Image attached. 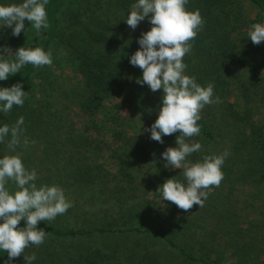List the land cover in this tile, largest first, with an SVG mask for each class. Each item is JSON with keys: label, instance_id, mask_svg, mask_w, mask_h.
<instances>
[{"label": "trees", "instance_id": "obj_1", "mask_svg": "<svg viewBox=\"0 0 264 264\" xmlns=\"http://www.w3.org/2000/svg\"><path fill=\"white\" fill-rule=\"evenodd\" d=\"M21 2L0 0L2 4ZM59 5L58 0H49L46 9L50 27L42 30V34H37L27 19L25 32L22 31L19 36H13L11 28L0 30V47L10 48L6 50L3 59L14 60L15 51L24 46L41 47L49 51L50 43L57 35L54 14L59 10ZM123 8L128 9L127 14L130 12L128 5L124 4ZM189 9L190 12L198 10L204 24L196 38L189 41L192 48L188 55L194 63L190 64L187 55L184 56L183 62L187 65L185 74L195 77L203 87L212 84L213 99L218 98L219 102L206 105L201 110V119L197 122L201 128L200 135L186 142H199L202 148L187 157V160L201 161L210 151L218 152L220 139L224 141L227 137L229 155L222 166L223 175L231 186L235 181L243 187L248 186L252 197L246 199L248 203L244 206L237 207L236 203L240 199H236V196L230 200L229 195L234 191L230 187L222 199L216 200L213 197L211 201L206 200L201 208L194 204L191 209H181L178 213L173 208L165 216L164 222L163 216L153 211V214L157 213V220L163 225L161 227L150 224L147 203L135 195L129 196L131 202L127 198L124 201V197L111 196L114 207L109 211L95 210L90 217L80 218L77 213L66 212L72 215L76 225H79L77 227L63 225L62 219L65 216L57 224V217L52 221H41L37 227L59 239L88 236L122 241L141 238L158 241L164 249L156 252L142 246L130 249L129 252L112 249L108 252L110 259L105 263L103 257L100 258V254L96 253L94 257H83L79 264H264V90L261 89L264 80V42L256 45L246 37L252 25L264 24V0H190ZM121 25V32L111 34L109 39L105 37L110 30L107 29L89 34V39H84L83 46L78 48L69 44L71 52L77 55L78 74L83 79L80 86H77L80 96L77 118L84 120L75 140L78 150H81L80 157L91 152L100 155L98 151L102 150L103 141L97 138L96 133L107 126H112L114 138L120 133L116 128L122 123L117 115H106L99 120L95 117L102 111L110 92L113 96L120 94L126 98L135 97L134 100L129 99L128 108L131 109L132 124L136 128L141 127L143 131L144 142L151 143L156 149H163L164 143L177 146L176 136L180 134L179 131L162 136L163 143L150 139V133L144 131L157 119L163 90L152 92L146 84L141 86L136 83V78L142 76V69L135 71L129 63L136 49L130 45L128 25L123 21ZM150 28L147 20L145 32ZM104 43L116 47L110 52L104 49L92 50L95 49L93 44ZM40 69L31 64L25 65L19 73L0 81V87H11L19 82L24 91L33 90L36 87L33 81L41 73ZM228 70L234 73V87L225 76ZM259 85L260 89L257 88ZM38 88L40 90L42 87ZM41 108V101L26 92L22 107L14 106L5 115L0 113V125L11 127L23 117V128L37 131L43 124L52 122L50 117L48 123L44 120ZM217 116L220 118L218 123ZM58 117L61 120L63 115ZM36 131L35 137L38 135ZM7 139L11 137H6L5 141ZM78 168L75 177L80 186L92 182L91 177L102 178L90 174L89 166L79 165ZM126 169V162L121 160L117 173L122 187L134 181ZM100 170L97 167V171ZM180 171L175 179L183 181V173ZM23 226L22 220L18 227ZM7 260V252H0V264H5ZM11 264L18 263L13 259Z\"/></svg>", "mask_w": 264, "mask_h": 264}, {"label": "rangeland", "instance_id": "obj_2", "mask_svg": "<svg viewBox=\"0 0 264 264\" xmlns=\"http://www.w3.org/2000/svg\"><path fill=\"white\" fill-rule=\"evenodd\" d=\"M58 1L60 2L59 10L54 14L57 35L52 39L49 46L53 63L50 66L41 67V73L33 81L36 83V91L33 92L35 88L26 91L41 101L44 120L48 123L50 117L52 122L43 124L37 131L35 130L38 134L37 137H35L33 128H24L20 138L21 144L17 146L15 152L8 148V143L5 146V142L10 139L0 143V158L5 155L18 154L26 169L37 171L36 184L38 187L46 184L58 185L63 188L66 198L73 205L69 208L70 211L67 210V213H77L80 218L83 216L90 217V214L92 216L95 210H111L115 205L111 196L124 197V201L127 198L131 202L129 196L135 195L139 200L147 203L146 210L150 212V224L161 227L163 225L159 224L157 213L153 214V211L160 213L164 222L165 216L173 208H176L177 213L181 212V209L170 201H161L156 191L158 186L167 179L178 176L181 169H169L164 166L166 161L161 158V153L172 146L164 143L163 149L154 148L151 143L143 141V131L132 124L133 117L130 113L131 109L128 108V101L129 99L130 101L134 100L135 97L126 98L120 94L113 96L111 92L107 95L108 98L102 106V111L95 116L96 120L106 115H117L121 118L122 125L120 124L119 128H116L120 132L116 138L112 136V126L111 128L107 126L96 133L97 138L103 141V148L98 151L100 155L97 152H91L80 157L79 151L81 150H78V146L75 144L76 135L82 129V122L84 121L77 118V103L80 99L77 86H80L79 84L83 79L78 74L77 55L75 52H71L69 44L78 48L80 45L83 46L82 41L84 39H89V34L107 29H110L105 35L108 39L111 34L121 32V22L126 18L128 12V9L123 8V5H128L129 10H131V5L136 3V0ZM189 3L190 0L185 7L190 12ZM123 22L127 25L126 21ZM146 22L147 18L134 30L126 26L129 30L130 45L136 49L135 51L139 48L137 40L145 32ZM125 34L124 32V37H126ZM108 42L110 43L109 40ZM106 43L103 45L93 44L95 49L92 50L101 51L104 49L103 51L110 52L116 47L115 45H105ZM186 55L189 58V55ZM189 63L193 64L194 61L189 58ZM133 70L138 71L139 67H133ZM225 76L234 87L236 84L234 73H230L228 70L225 72ZM38 87L42 88L39 90ZM257 88L260 89V85ZM261 89L264 90V80ZM112 92L115 93V91ZM58 115H63V118L60 120ZM219 120L220 118L217 116L216 123ZM211 122L215 126L213 120ZM59 126L61 127L58 128ZM224 137L226 136L224 135ZM226 138L224 141L220 139L218 152L212 150L208 155H221L225 150L228 151V139ZM121 160L126 162V172L134 179L129 184H124L123 187L118 181L117 173ZM79 165L89 166L91 168L90 174L93 176L100 175L102 178L91 177L92 182L80 186L75 177ZM97 167H100V172L97 171ZM226 179L224 176L218 187L212 186L206 189L209 193L207 201H211L213 197L216 200L222 199V196L228 193L229 188L233 187L234 191L229 195L231 196L230 200L237 196L236 199H240L236 203L237 207L238 205L242 207L248 203L246 199L250 200L252 197L250 188L248 186L243 187L241 183L238 184L236 181L231 186ZM97 182L99 184L96 185ZM7 188L10 192L17 190L12 181L8 182ZM243 201L245 203H242ZM67 213L58 215V220L55 223H59L65 216L62 219L63 225L79 226L74 222L72 215ZM46 233V239L42 245L30 246L25 249V256L32 254L36 256V260L32 264H79L83 257H94L96 253L100 254V258L103 257L102 261L105 263L109 261L108 252L112 249L129 252L130 249L141 246L150 251H164L160 242L142 240L141 238L139 240L129 238L122 241L88 236L59 239L48 232ZM135 244L138 246H134ZM24 255L21 254L20 257L14 258L18 264H27Z\"/></svg>", "mask_w": 264, "mask_h": 264}, {"label": "clouds", "instance_id": "obj_3", "mask_svg": "<svg viewBox=\"0 0 264 264\" xmlns=\"http://www.w3.org/2000/svg\"><path fill=\"white\" fill-rule=\"evenodd\" d=\"M189 0H136L123 21L131 29L146 18L151 25L149 31L138 38L139 48L130 56L129 63L142 69V76L136 83L149 86L152 92L162 91L157 119L144 131L150 133V139L163 143L162 136L179 131L176 136V147H169L161 158L166 161L165 167L181 169L183 181L167 179L158 186L156 193L160 200L170 201L179 209L187 211L198 205L204 206L208 191L212 186L218 187L224 178L222 166L229 152L221 155H206L201 161L189 162L187 157L199 152L201 143H188L186 140L200 135L201 110L209 104L218 103L214 97V86L203 87L196 78L185 74L187 65L183 58L191 51L189 41L196 38L204 21L198 10L189 12L186 5ZM49 0H22L21 3H0V30L11 28L13 36L25 32V19L42 34L50 27L47 17ZM247 38L253 44L264 42V24L256 23L247 32ZM0 47V81L19 73L28 64L34 67L50 66L53 63L50 51L41 47H20L15 51L14 60H5L6 50ZM12 52V50H11ZM26 91L21 83L11 87H0V113H9L14 106L22 107ZM24 118L20 117L14 125H0V143L6 137L8 148L15 152L21 144L24 132ZM141 129V127H140ZM26 146V142H25ZM38 178L35 169L29 171L20 155H5L0 158V252H7L11 264L14 258L24 255L30 246H40L45 242L47 233L37 225L54 220L71 208L72 202L66 198L65 191L58 185L36 184ZM15 183L16 189L10 192L6 185ZM23 227H18L21 221ZM27 264L36 260L35 254L25 256Z\"/></svg>", "mask_w": 264, "mask_h": 264}]
</instances>
